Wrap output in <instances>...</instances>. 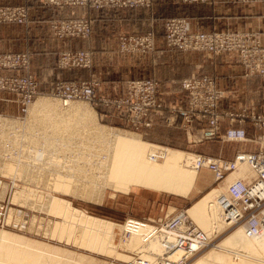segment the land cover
I'll list each match as a JSON object with an SVG mask.
<instances>
[{
    "label": "built area",
    "instance_id": "1",
    "mask_svg": "<svg viewBox=\"0 0 264 264\" xmlns=\"http://www.w3.org/2000/svg\"><path fill=\"white\" fill-rule=\"evenodd\" d=\"M157 0H42V4L56 8L88 7L94 10L150 8ZM183 4L208 3L211 0H176ZM232 3H254L264 0H228ZM29 21V10L25 5L15 7L0 6V24L25 25ZM53 37L63 39L75 37L88 39L91 35L90 23L85 19L53 20L49 24ZM165 47L183 53H202L211 56L236 53L243 76L248 79L259 78L264 81V43L257 32H190L187 20L182 17L167 18L163 25ZM119 52L122 54H145L153 51L154 34L117 36ZM93 54L77 50L59 53L58 66L86 69L92 66ZM28 53L0 54V92L16 96L20 116L24 119L31 104L41 95L34 76L30 73ZM186 96L184 107H168L161 100L158 83L154 78L133 79L126 82L124 94L114 99H102L96 93L97 84L85 82H60L53 96L63 107L74 101H84L91 106L103 105L113 116L126 121L128 129L140 132L152 128L149 120L152 114H159L166 128H180L191 143L220 140L228 143H254L257 149L252 152L237 151L232 160L197 155L196 166L205 168L213 175L214 183H222L236 172L240 164L249 168L250 175L237 176L226 185L225 193L217 198L224 228L241 226L247 237H260L264 234V115L256 113H222L218 110L222 93L213 76H191L180 82ZM230 124L248 121L257 133L249 136L245 128L229 127L221 132L222 121ZM194 122L205 123L195 128ZM163 149V148H162ZM155 158V157H153ZM161 160L160 157H157ZM0 202V222L5 223L8 204ZM21 209V208H20ZM19 212H22L18 210ZM27 216L26 213H24ZM144 224L151 225L150 236H161L163 243L173 239L170 248L181 251L182 257L176 264H187L189 260L211 248L212 238L187 218L185 210L171 217L150 220L126 219L124 225L135 233ZM130 236V232H124ZM127 264H152L134 256ZM159 259L155 264H164ZM166 264V263H165Z\"/></svg>",
    "mask_w": 264,
    "mask_h": 264
},
{
    "label": "rangeland",
    "instance_id": "2",
    "mask_svg": "<svg viewBox=\"0 0 264 264\" xmlns=\"http://www.w3.org/2000/svg\"><path fill=\"white\" fill-rule=\"evenodd\" d=\"M85 20L89 22L88 19ZM49 33L56 40L75 38L65 37L58 39L52 36L50 30ZM65 51L77 50H61L58 52L57 68L61 72L76 69L64 70L59 68V53ZM82 81L85 82V80ZM60 82L68 81L59 80L55 84L53 91L49 93L42 94L39 91L41 95L29 106L28 114L24 119L17 120L10 115L0 116V202L3 201V205L8 204V207L11 209L8 212L6 222H0V264H26L24 260L8 254V249H12L13 252H17L18 254L32 252L26 248H20L18 245L12 244L11 241L32 246V253L41 257L42 263L40 264H127L133 261L137 251L133 248L125 247V244L130 239V236L124 233L125 225L123 224V220L126 215L135 214L136 216H142L137 220L157 222L159 219L163 220L165 217H171L181 211L174 210V204L186 206L184 210L187 211L192 204L212 190H219L221 195L225 193L226 185L231 181H227L228 183L222 182L218 186L214 183L211 188L201 194H198L194 189L198 182V172L201 169L198 170L195 167L196 157L193 151L198 152L203 142L193 144L183 132L166 127L157 128L151 134L140 135V132L128 129L125 126H117L116 122L107 121L104 117H100L97 106H91L81 100L72 102L67 108H62L59 99L53 96ZM37 104L40 105V108L36 107ZM34 106L36 108H33ZM73 106H78L83 110L89 111L88 113L91 115L88 119L89 122L72 116L70 111ZM100 131L122 133L130 139L156 147L154 151L161 160H158L157 157L155 160L159 163L163 162L166 151H168L167 154L170 151H176L185 155L182 156L187 157L186 159L183 158V165L185 164L184 166L187 168L195 167L194 169L197 173L195 183L184 203L181 202L179 197L157 192V190L153 191V189L140 188L133 184H125V181L117 180L116 177L112 176L109 166V155L114 142L112 144L109 141L113 140L115 136L110 135L103 138L96 135ZM238 144L255 145L254 143ZM239 166L241 169H239ZM239 166L236 170L238 171V176L250 175L246 165L240 164ZM58 178L69 179L73 186L74 184H82L84 187L82 189L84 190L85 187L86 190L95 189L99 194L98 201L93 203L55 194L53 192L55 188L54 182L56 180L59 181ZM51 197L63 199L69 202L75 209L83 211L86 215L113 224L111 233V240L113 241L111 243L114 245L113 249L108 253H101L98 250H94L93 247L87 246L85 241H77L78 239L75 235L70 236L66 232L62 233L61 230L63 228L70 229L72 226L73 232L82 229L79 228L80 226L78 227L77 223H75V226L74 223L70 222L66 224L61 218L48 214L44 208H41L46 206V200ZM162 204L165 205L164 211L163 213H159L158 207L160 209V206L158 205ZM18 213L20 215L14 219V215L12 214ZM149 213L155 215L159 213V217L151 219ZM217 213L219 214V212ZM19 216L21 217L19 218ZM192 222L199 229L208 233L209 237L212 238V245L215 246L235 229L224 228V225H219L220 220L212 221L204 227L196 220ZM212 223H215V225ZM144 227L139 228V231L142 230L146 233L148 230H154L148 224H144ZM145 233L141 236L142 239L140 237V241L137 239L139 248L144 243L143 237ZM6 246H11V248H7ZM209 249L189 260L187 264H193L207 253ZM216 255L222 264L227 261L236 264H251L246 259H244V262L243 258L240 260L241 258L222 251L216 252ZM142 259L145 260V258ZM177 260L178 258L175 261L169 262H176ZM212 262L213 258L210 260V263Z\"/></svg>",
    "mask_w": 264,
    "mask_h": 264
},
{
    "label": "crops",
    "instance_id": "3",
    "mask_svg": "<svg viewBox=\"0 0 264 264\" xmlns=\"http://www.w3.org/2000/svg\"><path fill=\"white\" fill-rule=\"evenodd\" d=\"M21 5L28 8L29 21L25 25L0 24V54L28 53L31 60L30 71L42 94L53 91L59 80L68 82L85 80L97 84L96 93L100 98L114 99L124 94L127 81L154 78L158 83L159 95L165 106L184 107L186 96L181 90L180 82L191 76L207 75L215 78L222 93L218 106L220 112L235 114L252 112L264 115V81L259 78H245L236 53L211 56L172 51L165 47L163 33V25L167 18L182 17L187 20L190 32H257L264 43V2L232 3L228 0H211L208 3L183 4L176 0H157L150 8L94 10L88 7H48L42 4V0H0V6ZM78 18L89 20L91 35L88 39L56 40L51 37L48 28L51 20ZM147 33L154 34L153 51L131 55L119 52L117 42L119 34ZM61 50L92 52V66L84 70L59 71L57 54ZM15 100V95L0 92V116H20L19 105ZM97 108L100 117L116 122L117 126L126 127V121L111 115L110 109L100 104ZM149 120L153 123L152 128L140 131V135L151 134L155 129L164 127L159 114H152ZM193 126L202 127L205 123L194 122ZM231 126L245 128L249 136L257 133L248 121L231 125L228 119L222 121L221 132ZM173 129L183 132L177 127ZM199 149L198 152L193 151V153L232 160L237 151L252 152L257 149V146L213 140L203 142ZM167 152L165 157L172 151L169 154ZM155 156L157 157V153ZM237 174L238 171L230 175L228 182L235 179ZM197 180L194 189L198 194L214 185L213 175L206 169L199 170ZM157 192L179 197L184 203L190 191L186 196L158 190ZM158 206H160L158 212L163 213L165 205ZM173 206H175L173 209L177 211L186 208L181 204ZM159 213L157 215L149 213V216L151 219H156ZM141 217L129 214L125 219Z\"/></svg>",
    "mask_w": 264,
    "mask_h": 264
},
{
    "label": "bare ground",
    "instance_id": "4",
    "mask_svg": "<svg viewBox=\"0 0 264 264\" xmlns=\"http://www.w3.org/2000/svg\"><path fill=\"white\" fill-rule=\"evenodd\" d=\"M71 103H69V105ZM39 106L40 105L37 104L36 107ZM36 107L34 106L33 108ZM61 107L67 108V107H63L62 105ZM88 112L89 111L85 109L83 110L78 106H73L70 111V114L72 116H76L82 120H85V122H89L88 119L91 115ZM96 135L103 138L109 137L110 135L115 136L114 139L111 138L114 141L113 140L109 141L112 142V144L114 142V145L110 150L109 166H110L111 175L116 177L117 180L125 181V184H129V185L133 184L134 186L140 188L159 190L171 194H178L185 196L191 190L197 173L194 168L195 167L197 168V166L195 164L194 168L185 167L184 166L185 164L183 165V160L186 159L187 157L186 158L182 157L185 155H182L181 153L176 151H172L167 157L164 158L163 162L159 163L155 160L156 156L154 150L156 149V147H151L150 145L144 144L143 142L130 139L122 133H114V132L112 133V131L111 132L100 131ZM239 169H241L240 166ZM248 172L249 174H251L249 168H248ZM84 175L86 176V174ZM228 177L223 181L224 183L225 182L228 183L227 182ZM69 179L58 178L59 181L56 180L54 182L55 190L53 189V192L55 194H61L63 196L86 200L87 202L89 201L95 203L98 201L99 194L95 189L86 190L85 187L84 190L82 189L84 188L82 184L81 185L74 184L73 186L71 185ZM95 185H93V187H95ZM219 196H221L219 190H214L213 192H211L204 199H201L197 204H195L190 209H188V211H185L187 218L191 221L193 220L198 221L201 226L203 225V227L207 226L212 221L215 222L216 220L217 221L220 220L219 225L221 224L223 226L224 223L221 218V210L217 202V198ZM46 201H47L46 206L44 205L45 207H41V208H44L48 212V214H52L54 216L61 218L66 224H68L67 222H70L72 224L74 223L75 226V223H77L78 227L80 226L79 228L82 229V230L78 229L79 231L73 232L72 231L73 226L71 224L72 227L70 229L63 228L61 230L62 233L66 232L70 236L75 235L76 238L78 239L77 241L79 242L85 241L87 246L89 245L91 246V248L93 247L94 250H98L101 253H108L110 250L113 249L114 245L112 244L113 241L111 240L113 224L94 217H90L86 215L83 211L75 209L69 204V202L63 199L51 197ZM217 212H219V214ZM12 215H14V219H15L20 214L18 213ZM20 217L21 216H19V218ZM212 224L215 225V223ZM141 227L145 228L143 223L139 228ZM124 230L125 232L129 231L131 233L130 239L128 243L126 242L127 244H125L126 245L125 247L133 248L134 250H136L137 252L134 256H137L139 258L141 257L145 258V260L147 259V261L151 262L152 264H155L159 259L162 260L164 259L165 261H163V263L165 262L166 264H176L182 257L181 251H174L170 248L171 243L173 242V239L171 237H169L167 241L165 240V242L167 243H163L161 236H153V235L150 236V233L152 232L151 230H148L146 233L142 230L141 231L137 230V232L135 233V231L131 230L128 226H125ZM233 230L223 241H221L217 246L213 245L207 251V253H205L203 256L197 259L193 264H222L220 263L219 258L216 255V252L219 253V251L239 257L241 258L240 260H242L243 258L244 262H245L244 259H246V261L248 260L249 262H251V264H264V234L260 237L249 238L246 236L244 229L241 226L236 227ZM144 233H145V236L143 237L144 243L139 248L137 239L140 241V237L144 235ZM206 234L208 235V233ZM11 242L14 245H18V247L20 248H26L33 252V247L30 245L23 244L21 242H17V243H15L14 241ZM11 246L10 247L6 246V247L11 248ZM32 252L31 253L22 252L23 254L22 253L18 254L17 252H13L12 249H8V254H11L12 256L18 259L24 260L26 264L42 263L40 259L41 257L37 256L36 254H33ZM177 258L178 260L176 262H169V261H175V259ZM211 258H213L212 263H210ZM55 264H63V263H55ZM224 264H236V263L227 261Z\"/></svg>",
    "mask_w": 264,
    "mask_h": 264
}]
</instances>
